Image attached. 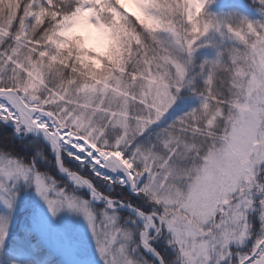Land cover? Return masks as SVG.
Wrapping results in <instances>:
<instances>
[{"label":"snow or ice","instance_id":"6c2138e0","mask_svg":"<svg viewBox=\"0 0 264 264\" xmlns=\"http://www.w3.org/2000/svg\"><path fill=\"white\" fill-rule=\"evenodd\" d=\"M0 264H264V0H0Z\"/></svg>","mask_w":264,"mask_h":264}]
</instances>
